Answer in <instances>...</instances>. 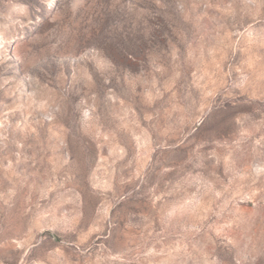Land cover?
Masks as SVG:
<instances>
[{"label": "rangeland", "instance_id": "374dc122", "mask_svg": "<svg viewBox=\"0 0 264 264\" xmlns=\"http://www.w3.org/2000/svg\"><path fill=\"white\" fill-rule=\"evenodd\" d=\"M0 264H264V0H0Z\"/></svg>", "mask_w": 264, "mask_h": 264}]
</instances>
